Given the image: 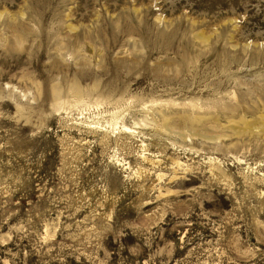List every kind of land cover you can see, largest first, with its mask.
<instances>
[{
	"label": "rangeland",
	"instance_id": "1",
	"mask_svg": "<svg viewBox=\"0 0 264 264\" xmlns=\"http://www.w3.org/2000/svg\"><path fill=\"white\" fill-rule=\"evenodd\" d=\"M0 264H264V0H0Z\"/></svg>",
	"mask_w": 264,
	"mask_h": 264
},
{
	"label": "bare ground",
	"instance_id": "2",
	"mask_svg": "<svg viewBox=\"0 0 264 264\" xmlns=\"http://www.w3.org/2000/svg\"><path fill=\"white\" fill-rule=\"evenodd\" d=\"M178 104V103H177ZM192 105H194V104H192ZM196 106V105H195ZM191 107V106H190ZM200 119V118H199ZM247 124V123H246ZM96 126V125H95ZM162 127L164 128V129H166V130H168V132H169V129L171 128V127H169L168 126V124H167V119H163L162 120ZM189 128V127H188ZM120 133H123V134H126V135H128V134H135V132L132 130V128H129V127H126V126H124V125H121V127H120ZM179 136H181V137H183L184 135L181 133V132H176ZM195 134V133H194ZM201 134V133H200ZM212 139L214 138L215 140L217 139H219V136L217 137V136H215V137H211ZM144 158V157H143ZM176 165H178V163L176 164ZM179 166V165H178Z\"/></svg>",
	"mask_w": 264,
	"mask_h": 264
}]
</instances>
